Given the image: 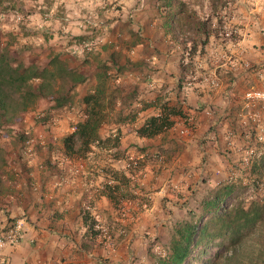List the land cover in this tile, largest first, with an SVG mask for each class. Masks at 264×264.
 Instances as JSON below:
<instances>
[{"label":"rangeland","instance_id":"1","mask_svg":"<svg viewBox=\"0 0 264 264\" xmlns=\"http://www.w3.org/2000/svg\"><path fill=\"white\" fill-rule=\"evenodd\" d=\"M169 2L0 0V50L18 63L43 69L57 53L94 76L106 45L125 67L116 76L118 82L127 76L117 83L127 103L137 94L153 93L161 108L182 112L172 117L178 124L174 134L152 142L166 141L168 148H112L114 142H105L93 144L83 155L65 157L63 140L84 118L81 98L96 83L91 77L79 86L72 105L53 111L51 101L41 100L13 123L0 125L1 194L13 192L14 182L28 178L37 179L27 186L30 193H39L38 181L48 177L63 183L68 177L102 178L88 193L94 198L102 190L115 198L103 203L87 198V206L93 207L87 211V224H95L94 246L103 251L107 264H159L169 258L178 230L208 220L205 203L225 186L236 188L224 202L227 209L239 202L248 207L264 197V101L248 97L264 91V0ZM134 42L138 47L132 52L128 44ZM172 49H177L176 58L170 57ZM179 64L181 73L174 75ZM247 74L249 83L242 81L236 89L234 82ZM147 84L158 87L146 91ZM117 113L109 122L118 119ZM135 116L128 115L131 121ZM220 118L228 123L227 132H222ZM201 130L204 148H185ZM107 132L108 126L102 127L104 140ZM103 179L110 184L103 185ZM5 209L0 205V232L17 221L5 220ZM229 253L227 245L216 241L194 249L185 264H224Z\"/></svg>","mask_w":264,"mask_h":264},{"label":"trees","instance_id":"2","mask_svg":"<svg viewBox=\"0 0 264 264\" xmlns=\"http://www.w3.org/2000/svg\"><path fill=\"white\" fill-rule=\"evenodd\" d=\"M173 1L170 0L169 4ZM181 5L184 6L183 3ZM118 56L115 52L104 56L92 76L90 70L73 66L69 58L61 54H52L48 66L40 69L35 65L18 63L7 50H0V118L3 121L0 125L13 123L14 118L27 113L41 100L51 101L53 111L72 105L79 97L78 87L85 85L92 77L96 80L93 89L81 98L84 118L75 125V131L64 138V155H83L90 151L93 144L105 142H114L112 148H118V136L104 140L101 135L102 127L109 123L117 106L130 105L126 102L121 85L117 84L119 77L116 75L125 70ZM89 61L86 60L87 65L92 64ZM14 96L17 97L15 100ZM181 113L176 108L163 106L161 114L151 117L140 128L139 134L153 138L168 131L175 125L172 117ZM2 179L0 177V184ZM235 191L234 186H225L208 200L204 209L211 217L202 225L187 224L179 229L178 237L172 243L171 256L161 259L159 264H185L194 249L200 246L207 248L216 241L229 248L230 253L224 257V264H264V197L252 201L248 207L243 202L230 209L223 207L226 199ZM107 197L111 201L115 198L112 193H107ZM84 220L87 224L88 216ZM94 225H88L87 231V236L92 238L98 233ZM205 264L218 262L211 260Z\"/></svg>","mask_w":264,"mask_h":264},{"label":"crops","instance_id":"3","mask_svg":"<svg viewBox=\"0 0 264 264\" xmlns=\"http://www.w3.org/2000/svg\"><path fill=\"white\" fill-rule=\"evenodd\" d=\"M262 10V16L264 18V6ZM119 37H122L121 34L118 35V38ZM118 38L114 39L119 41ZM114 39L110 40L109 44H112ZM261 42V45L264 46V38H262ZM249 43L254 45L251 40ZM73 46L74 45H72V47ZM115 46L116 49H120L117 43H115ZM107 47L108 46L105 45L101 48L100 50H102V53L98 55L103 57L110 55L109 50H106ZM128 47L133 52L138 47V43L134 42L133 44H128ZM255 51H252L253 55H255ZM241 52L242 51L239 50V53ZM176 56L177 49H172L170 57L176 58ZM262 57H264V55H262ZM121 66H123V64H121ZM167 67H170V65ZM180 67L181 65L179 64L178 72L177 68H173L174 71L176 70V73L170 70V68H167L166 72L169 74L174 72V75L177 73L180 74ZM249 73L251 74V72ZM124 77H122L120 81L126 80L127 76L124 75ZM247 77H249L248 74L244 77V80L241 79L239 82H234V85H237L236 89H239L240 86L242 87V81L249 83V80H246ZM136 78L139 79L138 77ZM89 81L90 79L88 82ZM92 82L95 83V79L92 80ZM138 84L141 86L139 92L144 93L142 91V83ZM150 86L152 88H150ZM157 87L158 86L155 84H147L146 91L149 89L153 90ZM79 91L80 87H78V92ZM137 95L138 98H136L131 105L124 106L125 108L122 110L120 109L121 104L118 105L116 109V112L118 111V119H113L103 126H108L107 136H119L121 148H156L157 145V148H168L167 145H165L167 144L166 141L162 142L161 140L155 144H152V142L165 136V134L172 136L178 124H175L172 129L168 130L169 132L165 131L153 138L141 136L139 134L140 128H142L151 117L161 114L162 105L157 102L159 101L157 98H152L151 95H153V93L151 95H147L146 93ZM233 100L239 103L236 98H233ZM214 104L221 105L222 101H215ZM129 113L136 114L133 118L134 121L129 119ZM216 120L220 121L222 132H227L228 123H224L225 118ZM202 133L201 130V133H196L187 143H184L185 148H204ZM148 142H151V144H148ZM144 144L145 146H143ZM206 148H208V145ZM43 149L45 150L47 148ZM56 178H44L43 182L40 179V181H38L40 184L39 193H30L28 191L29 187H27L30 185L32 186L37 180L36 178L31 181L28 178L26 181L22 179L14 182L15 186L13 187V192L5 194L0 193V205H4L7 212L4 215L5 220H26L24 239L20 244L7 246L1 251L0 264H35L37 261H42L46 264H107L104 260L106 258L103 251L100 250L99 252V249L94 246L95 238L87 236L89 226L84 220L85 216L90 215V212L87 211L93 208L92 206H87V198L101 203L109 200L107 194L102 190L101 192L96 191L95 195H93L94 198L88 193L92 186L97 185V187H99V182L102 181V178L68 177V181L64 183L61 182V178ZM107 184H110V182L106 183L103 179V185ZM1 212H4V210Z\"/></svg>","mask_w":264,"mask_h":264},{"label":"built area","instance_id":"4","mask_svg":"<svg viewBox=\"0 0 264 264\" xmlns=\"http://www.w3.org/2000/svg\"><path fill=\"white\" fill-rule=\"evenodd\" d=\"M248 97L254 99H259L264 101V91L261 92H251ZM75 131V128H74ZM25 220L19 219L15 223L8 226L5 231L0 232V250L4 249L6 246H15L22 242L25 234ZM35 264H46L42 261H37Z\"/></svg>","mask_w":264,"mask_h":264},{"label":"clouds","instance_id":"5","mask_svg":"<svg viewBox=\"0 0 264 264\" xmlns=\"http://www.w3.org/2000/svg\"><path fill=\"white\" fill-rule=\"evenodd\" d=\"M0 19H3V17H2V16H0Z\"/></svg>","mask_w":264,"mask_h":264}]
</instances>
